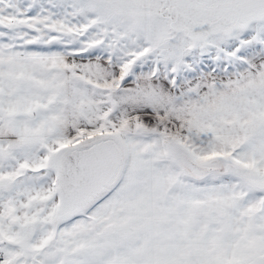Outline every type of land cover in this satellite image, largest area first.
I'll return each instance as SVG.
<instances>
[{"label":"snow or ice","instance_id":"snow-or-ice-1","mask_svg":"<svg viewBox=\"0 0 264 264\" xmlns=\"http://www.w3.org/2000/svg\"><path fill=\"white\" fill-rule=\"evenodd\" d=\"M0 264H264V0H0Z\"/></svg>","mask_w":264,"mask_h":264}]
</instances>
